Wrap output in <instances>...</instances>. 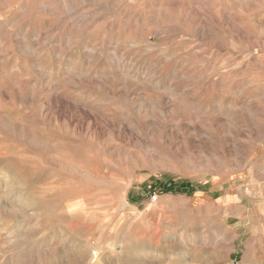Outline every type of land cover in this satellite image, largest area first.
Returning a JSON list of instances; mask_svg holds the SVG:
<instances>
[{
    "label": "rangeland",
    "instance_id": "1",
    "mask_svg": "<svg viewBox=\"0 0 264 264\" xmlns=\"http://www.w3.org/2000/svg\"><path fill=\"white\" fill-rule=\"evenodd\" d=\"M0 264H264V0H0Z\"/></svg>",
    "mask_w": 264,
    "mask_h": 264
},
{
    "label": "bare ground",
    "instance_id": "2",
    "mask_svg": "<svg viewBox=\"0 0 264 264\" xmlns=\"http://www.w3.org/2000/svg\"><path fill=\"white\" fill-rule=\"evenodd\" d=\"M66 1H67V0H66ZM64 2H65V1H64ZM66 3H67V2H66ZM69 3H70V2H69ZM47 7H48V6H46L45 8H47ZM59 9H60V8H59ZM27 10H28V9H27ZM49 10H50V9H49ZM49 10H47V11H49ZM71 11H72V10H71ZM49 13H50V12H49ZM63 13H64V12H63ZM57 14H58V13H57ZM76 14H77V13H76ZM63 15H64V14H63ZM69 16H70V15H69ZM59 17H61V15H60ZM72 18H73V17H72ZM74 18H75V17H74ZM47 19H48V18H47ZM60 19H61V18H60ZM62 20H63V19H62ZM76 20H77V19H76ZM76 20H74V21L76 22ZM77 22H79V21H77ZM83 23H84V22H83ZM78 25H79V24H78ZM78 25H77V26H78ZM81 25H82V24H81ZM25 27H27V26H25ZM25 29H26V28H25ZM24 37H25V36H24ZM25 39H26V38H25ZM25 41H26V40H25ZM22 42H23V41H22ZM27 44H28V43H27ZM18 45H19V44H18ZM22 45H24V44H22ZM22 45L20 44V46H22ZM71 45H72V44H71ZM36 47H37V45H36ZM85 47H86V46H85ZM29 48H30V46L26 47L25 49H26V50H29ZM34 49H35V48H34ZM30 50H31V49H30ZM90 50H92V48H91ZM107 50H108V49H107ZM102 51H103V50H102ZM28 52H29V51H28ZM28 52H27V53H28ZM35 52H36V51H35ZM88 52H89V51H88ZM92 52H93V51H92ZM104 52H105V51H104ZM55 53H56V52H55ZM59 53H60V52H59ZM20 54H21V52H20ZM31 54H32V51H31ZM34 54H35V53H34ZM34 54H33V55H34ZM103 54H104V53H100V52L96 53V52H93V53H92V56H90L91 58H93V59H91V60H97V59H100V58L102 57ZM108 54H109V53H108ZM115 54H116V53H115ZM109 55H110V54H109ZM120 56H121V55H120ZM87 57H88V56H87ZM104 57H105V56H104ZM111 57H112V58H115L114 55H112V54H111ZM111 57H110V58H111ZM116 57H117V59H118V56H116ZM119 58H120V57H119ZM121 58H122V57H121ZM105 59H106V58H105ZM89 60H90V59H89ZM106 60H107V59H106ZM114 60H115V59H114ZM121 60H122V59H121ZM122 61H123V60H122ZM122 61H121V62H122ZM116 62H117V61H116ZM119 62H120V61H119ZM119 62H118V63H119ZM129 62H130V61H129ZM109 63H110V62H109ZM88 64H89V63H88ZM112 64H113V63H112ZM90 65H91V64H90ZM93 65H94V64H93ZM107 65H108V64H107ZM119 65H120V64H119ZM32 66H33V65H32ZM104 66H105V65H104ZM33 67H34V66H33ZM107 67H108V66H107ZM77 68H78V67H77ZM118 68H119V67H118ZM31 69H32V68H31ZM34 69H35V67H34ZM124 69H125V68H124ZM74 70H75V68H74ZM86 70H87V69H86ZM119 70H120V69H119ZM119 70H118V71H119ZM127 70H128V69H127ZM40 71H41V70H40ZM107 71H108V70H107ZM122 71H123V70H122ZM128 71H129V70H128ZM69 72H70V70H69ZM84 72H85V71H84ZM109 72H110V71H109ZM126 72H127V71H126ZM73 73H75V72H73ZM73 73H72V74H73ZM80 73H81V72H80ZM32 74H33V73H32ZM43 74H44V73H43ZM119 74H120V73H119ZM151 74H152V73H151ZM39 75H40V74H39ZM107 75H108V74H107ZM153 75H154V74H153ZM35 76H36V75L34 74V77H35ZM44 76H45V75H44ZM53 76H54V75H53ZM95 76H96V75H95ZM109 76H110V75H109ZM122 76H123V75H122ZM146 76H147V75H146ZM48 77H49V76H48ZM85 77H86V76H85ZM100 77H101V76H100ZM110 77H111V76H110ZM37 78H38V76H37ZM37 78H36V79H37ZM57 78H58V77H57ZM92 78H93V77H92ZM94 78H96V77H94ZM101 78H103V76H102ZM114 78H115V77H114ZM128 78H129V77H128ZM44 79H45V78L43 77V75H40V78H38V80H36V81H37V82H40V81H42V80H44ZM47 79H48V78H47ZM49 79L51 80V78H49ZM75 79H76V78H75ZM109 79H110V78H109ZM116 79H117V78H116ZM120 79H122V78H120ZM125 79H126V78H125ZM135 79H136V78H135ZM54 80H55V79H54ZM104 80H105V79H104ZM106 80H107V79H106ZM110 80H111V79H110ZM123 80H124V79H123ZM123 80H122V81H123ZM128 80H130V79H128ZM47 81H48V80H47ZM52 81H53V80H52ZM73 81H74V80H73ZM76 81H77V80H76ZM53 82H54V81H53ZM87 82H88V81H87ZM31 83H32V82H31ZM49 83H50V82H49ZM103 83H104V82H103ZM17 84H18V83H17ZM17 84H16V85H17ZM91 84H92V83H91ZM91 84H90V85H91ZM94 84H95V83H94ZM97 84H98V83H97ZM104 84H106V83H104ZM18 85H19V84H18ZM98 85H99V84H98ZM98 85H97V86H98ZM101 85H102V84H101ZM47 86H48V85H47ZM51 86H52V85H51ZM77 86H78V85H77ZM106 86H107V85H106ZM120 86H121V85H120ZM120 86H119V87H120ZM147 86H148V85H147ZM34 87H35V86H34ZM93 87H94V86H93ZM125 87H126V86H125ZM30 88H31V87H30ZM39 88H40V87H39ZM73 88H74V87H73ZM52 89H53V88H52ZM118 89H119V88H118ZM20 91H21V90H20ZM124 91H125V90H124ZM106 92H107V91H106ZM110 92H111V91H110ZM21 93H22V92H20V94H21ZM121 93H122V92H121ZM126 93H127V92H126ZM32 94H33V93H32ZM105 94H106V93H105ZM118 94H120V93H118ZM22 95H23V94H22ZM52 96H53V95H52ZM124 96H125V95H124ZM126 96H127V95H126ZM22 98H23V97H22ZM58 98H59V97H58ZM90 98H91V97H90ZM126 98H127V97H126ZM125 100H126V99H125ZM29 101H30V100H29ZM31 101H32V100H31ZM126 101H127V100H126ZM46 105H47V104H46ZM59 105H60V104H59ZM75 108H76V107H75ZM42 110H43V109H42ZM138 111H139V110H138ZM40 114H41V113H40ZM50 115H51V114H50ZM4 121H5V120H4ZM8 126H9V125H8ZM8 126H7V127H8ZM23 128H24V127H23ZM11 131H12V130H11ZM19 131H20V130H19ZM11 133H12V132H11ZM18 133H20V132H18ZM29 133H30V131H29ZM31 134H32V133H31ZM29 138H30V137H29ZM32 138H33V137H32ZM29 142H30V141H29ZM31 142H32V141H31ZM31 142H30V143H31ZM34 145H35V144H34ZM259 208H260V207H259ZM261 211H262V210H261ZM205 240H206V239H205ZM200 241H201V240H200ZM204 244H205V243H204ZM81 257H82V256H81ZM80 259H81V258H80Z\"/></svg>",
    "mask_w": 264,
    "mask_h": 264
}]
</instances>
